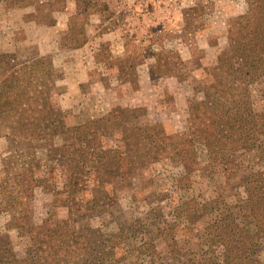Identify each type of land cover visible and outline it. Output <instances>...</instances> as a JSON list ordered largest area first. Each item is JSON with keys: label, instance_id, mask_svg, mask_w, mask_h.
I'll return each instance as SVG.
<instances>
[{"label": "rangeland", "instance_id": "1", "mask_svg": "<svg viewBox=\"0 0 264 264\" xmlns=\"http://www.w3.org/2000/svg\"><path fill=\"white\" fill-rule=\"evenodd\" d=\"M79 1L0 0V62L41 57L33 80L57 117L34 138L0 113V264H222L210 231L224 204L240 227L262 229L264 264V48L226 54L247 1L96 0L84 16ZM88 120L109 124L103 157L145 155L128 161L132 176L102 182L99 151L82 163L64 150L68 127ZM223 127L226 153L216 148ZM155 132L168 147L192 138L198 168L187 174L179 149L143 154ZM69 212L86 252L57 247L37 262L29 227Z\"/></svg>", "mask_w": 264, "mask_h": 264}, {"label": "trees", "instance_id": "2", "mask_svg": "<svg viewBox=\"0 0 264 264\" xmlns=\"http://www.w3.org/2000/svg\"><path fill=\"white\" fill-rule=\"evenodd\" d=\"M92 1L96 2V0H80L77 2V13L79 16H84L89 7L94 4ZM246 1L248 9L244 14L240 15L238 20V42H230V50L234 49L235 53L226 50L228 58L232 54L240 57L244 51L250 50V48L255 50L264 48V0ZM14 57L13 54L4 53L0 62V113H6L11 117L12 131H16L22 136L37 138L57 119L53 114L51 101L45 87L33 80V78L35 79L34 74L43 60L41 57L19 60L14 59ZM230 71L232 73H242L243 67L235 66ZM31 74L34 76L31 77ZM219 83L221 87L225 88L222 80ZM195 115H198L197 112ZM211 125H214V123H211ZM108 127V123H103L101 126L95 124L94 120L69 126L64 137V150L77 154L82 163H85L92 153L96 151L104 152L99 146V139L108 133ZM207 129L209 130L210 126L209 128L205 127L206 131H208ZM223 131H226V128L223 127ZM160 134L164 133L160 132ZM163 138L167 139V136ZM216 139L221 141L220 145L216 146L217 150L222 153L232 150L230 132L226 131L222 136L216 137ZM161 141L163 140H159L156 132L151 134V145L149 144L150 146L145 151L146 153L144 152L143 154L151 155L150 153H152V155L158 156L163 150L165 153H170L171 150L179 149L185 164L186 173L189 174L193 169L198 168L199 160L192 138L184 140V144L181 147L175 145L168 147V142L163 143ZM144 156L142 153L126 154L115 148L106 149V156L103 157L101 153L102 158H100V163L102 162V175L99 174L100 180L102 182L108 181V178L112 177L125 180L128 176H132V174L128 173V161L131 165H135L137 160L141 157L143 159ZM105 160L108 163L105 164ZM230 209L227 204L218 208V214L220 215L215 222L219 221L221 223L214 226L210 231L212 237L216 239L215 241L220 242L224 247L220 259L221 263L233 264L232 257L239 252L247 250L252 258H247L238 264H262L255 256V254L257 255V249L260 247L258 234L262 229L251 233L249 228L240 227L239 222H237L234 213ZM104 238L102 246L109 249L113 242L110 237ZM29 240L32 248L42 251L41 253H34L37 262L43 261L45 257L54 256V254L58 255V252H55L57 247H60V251L64 252V256L85 253V244L88 241L85 232L76 229L71 212L68 213L66 218L61 220L46 217L42 224L31 225L29 227ZM39 255L46 256L41 257ZM2 263H5V261H2Z\"/></svg>", "mask_w": 264, "mask_h": 264}]
</instances>
